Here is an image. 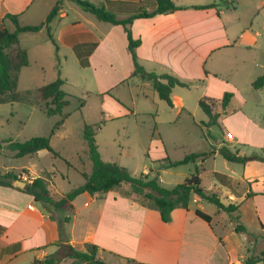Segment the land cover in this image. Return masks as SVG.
I'll use <instances>...</instances> for the list:
<instances>
[{"label": "rangeland", "instance_id": "374dc122", "mask_svg": "<svg viewBox=\"0 0 264 264\" xmlns=\"http://www.w3.org/2000/svg\"><path fill=\"white\" fill-rule=\"evenodd\" d=\"M55 1L16 0L9 3L8 12L16 14L20 25L38 24L45 19L52 5L56 4ZM61 1L67 2L65 9L68 12L66 17L59 20L61 24L73 21L74 18L81 19L83 16L96 19L82 9L81 17L69 8L71 6L69 3L76 5L75 2ZM212 1L219 8L227 7L224 22L239 21V26H250L259 32L256 49L248 53L262 64L255 70L253 80L263 75L264 0ZM145 2L151 4L149 0ZM137 5L138 3H132L130 11ZM95 21L98 23L96 32L101 36L112 26L109 22ZM4 22L3 26L6 28L10 30L15 28L12 20L7 19ZM51 32L55 38L54 31ZM113 33L114 43L108 46L110 55L102 61L99 59L95 64L86 66L81 64V61L79 63L71 47L58 45L57 41V44H54L48 36L47 28L44 27L38 32H21L19 46L27 50L29 64L18 72L17 90L28 93V97L32 99L36 88L60 77L64 80L62 89L66 93L68 103L62 113L56 115H47L32 102L0 104V139L24 141L32 137L49 136L53 149V151L43 149L31 155L14 157L9 149L3 148L0 152V172L11 171L18 175V179L29 182V177L21 170L28 168L34 176L44 177L49 195L58 200L63 194L82 184L83 174L91 171L92 161L86 140L83 138V130L85 125L98 124L99 128L95 129L94 136L102 160L116 162L128 168L135 176L150 169L157 170L160 185L167 188L183 182L195 172L196 167H199L202 168L201 186L205 190L216 193L226 204L231 202L227 194L230 191L234 192L239 205L236 211L239 214L238 223L244 225L250 232L259 234H248V241L238 247L237 252L243 251L247 256L264 255V231L261 229L262 225L264 227V87L255 89L250 79L244 78V73H239L237 84L240 96L233 93L227 110L223 111L218 107L220 115L217 122L208 125L209 117L198 104L201 97L199 99L196 97L201 89L199 82L192 81L189 86H175V91L183 94L188 104L187 110L181 111L180 108L170 107L151 85L144 84L138 75H130L132 65L130 58L128 60L126 56L128 53L126 36L119 28ZM241 97L246 100L245 103L241 102ZM63 116L65 117L62 125L51 134L54 124ZM233 123L242 127L244 138L241 141L226 138L227 132H236ZM221 146L247 157L258 155L263 160L251 159L259 161L260 164L249 166L246 170L248 179L244 175L245 163L224 159L219 153ZM210 149L215 152L204 160H198L201 164L190 161L168 168L160 166L161 159L166 156L177 160L189 153ZM12 182L15 183V180ZM250 189L258 193L255 197L246 198L243 193ZM114 191L126 194L129 191V184L123 183ZM134 198L137 199V196ZM197 199L202 202L204 212L214 215L212 225L218 229L216 205L204 198ZM82 203L83 199L79 200L80 206ZM34 204L39 209H48L53 218L55 216L61 218L62 214L72 217L74 214L73 210L63 207L53 205L45 207L40 200H35ZM190 204L192 207L196 205L193 201ZM222 213L226 219L231 220L229 213L225 211ZM75 221V233L80 235L86 218L77 216ZM62 224L61 219V227ZM69 225L64 224L63 231H69ZM234 233H237L235 237L243 236L236 231ZM62 235L64 233H61ZM254 241L257 243L254 244ZM79 246L76 244V248ZM247 247L250 249L247 250ZM98 256L110 264H130L118 255L108 253L102 255L99 252ZM60 264L84 263H75L66 257ZM256 264H264V260Z\"/></svg>", "mask_w": 264, "mask_h": 264}, {"label": "crops", "instance_id": "0c3cea01", "mask_svg": "<svg viewBox=\"0 0 264 264\" xmlns=\"http://www.w3.org/2000/svg\"><path fill=\"white\" fill-rule=\"evenodd\" d=\"M12 1L16 0H0V28L5 25L4 21L10 20L5 15L10 13L9 3ZM93 1L103 4L120 18L142 6L148 10L152 7V0H149L151 4H145V0ZM173 1L184 8L167 14L135 18L130 24L132 37L141 40L135 50L139 63L147 71L168 73L183 81L199 82L201 89L196 95L197 99L203 96L220 99L226 91L240 96L238 74L244 73V78L247 77L252 83L255 70L262 66L248 53L256 49L259 32L250 26H239V21L224 22L227 7L219 8L212 0ZM56 2H59V10L50 22L51 31H54L58 45L71 47L83 65H93L110 55L108 46L114 43L113 31L116 28L125 34L122 25L111 23L108 32L101 36L96 32L98 23L95 20L98 19L92 13L96 19L82 17V8L76 2V5L69 3V8L82 18L61 24L60 19L68 15L65 9L67 2ZM132 3L138 5L130 11ZM210 4L213 6L193 7ZM92 43L95 46L88 52ZM126 56L128 60L130 58L132 71L131 56L129 53ZM142 81L151 85L148 81ZM171 98L172 107L187 110L188 104L183 94L175 91V86ZM245 101L241 97V102ZM233 124L236 132H231L232 141H241L244 138L242 127ZM3 148H7L5 143ZM197 163L201 164L200 161ZM252 164L260 163L257 160L247 161L244 164L246 177V170ZM21 170L29 177V182H24L30 186L36 176L28 168ZM4 172L9 171L0 173ZM16 187L0 185V264H34V260L58 252V243H69L75 247L79 244L78 249H82L86 242L97 244L102 255L108 253L125 259L133 258L144 264H241V260L244 264L246 254L237 252V248L245 245L248 234H255L245 227L247 232H238L243 236L235 237L234 224L230 218L224 217L222 210L215 212L218 229L214 228V215L209 214L211 221L208 223L195 214V209L202 210V202L195 195L191 201L196 205L192 207L189 203L187 209H173L169 222L162 221L157 210L140 205L134 195L120 194L114 190L101 195L83 192L63 207L74 211L72 217L62 214L61 218H53L48 209L35 206L34 196L22 190L26 187ZM214 187L217 188L216 185ZM249 191L252 193L249 196L248 190L243 193L246 198L255 197L258 193L251 189ZM227 198L237 204L234 192L230 191ZM81 199L82 206L78 204ZM77 216L86 218L80 235L75 233ZM61 219L63 226L70 224L69 231H63ZM261 229L264 231L263 225ZM61 233L64 235L61 236ZM261 257L264 260V255Z\"/></svg>", "mask_w": 264, "mask_h": 264}, {"label": "trees", "instance_id": "16d2710c", "mask_svg": "<svg viewBox=\"0 0 264 264\" xmlns=\"http://www.w3.org/2000/svg\"><path fill=\"white\" fill-rule=\"evenodd\" d=\"M74 1L83 10L92 13L100 21L122 25L126 34L127 50L133 63V69L130 75H138L141 79L150 82L158 96L172 107V88L178 85L189 86L192 81H183L168 73L157 74L153 71H147L138 61L135 50L141 40L132 37L130 24L135 18L151 17L156 14H167L182 9L184 6L176 4L173 0H152V7L150 10L142 6L134 13L120 18L113 11L107 9L103 4H95L88 0ZM210 6L213 5L210 4L193 7L207 8ZM58 10L59 2H56L43 21L38 24L28 25H20L17 21L16 14L7 13L5 15V17L13 21L15 28L9 30L3 25L0 28V104L8 102H32L47 115L61 114L63 108L67 105L68 101L65 98L66 93L62 89L64 80L60 77L36 88L32 99L28 97V93H23L17 90L18 72L22 67L29 64L27 50L19 46V34L21 32H36L45 27L47 28L48 36L51 41L54 44H57L51 32L50 22L56 16ZM94 46L95 43L90 44L87 51L89 52L92 50ZM252 86L255 89L264 87V74L254 79L252 81ZM232 96V92L226 91L220 99L207 96H203L199 99V106L209 117L208 125L217 122L220 115V112L217 110L218 107H221L223 111L227 110ZM64 117L65 116L61 117L54 124L51 129V134H54V132L59 129L64 121ZM98 128V124L96 126H84L83 138L86 140L88 146L92 167L89 173L83 174L84 182L82 184L63 194L58 200H54L49 195L43 177L32 179L30 186L22 190L32 194L36 201H42L45 207H47V205L64 207L69 202L73 201L77 195L83 192L101 195L114 190L123 183H127L129 184V191L126 192V194L136 195L137 199H135L143 207L157 210L160 214L161 220L164 222H169L171 220V212L173 209L178 207L187 209L192 197L195 195L214 203L218 210L229 213L236 232H247L245 226L238 223L239 214H237L236 211L238 210L239 205L231 202L225 204L220 200L216 193L205 190L201 186L200 172L202 168L196 167L195 172L191 174L190 177L186 178L183 182L175 184L171 188L160 185L159 172L157 170L150 169L148 172H143L138 176H135L130 173L128 168L119 165L116 162H106L101 159L94 136L95 129ZM3 142L6 144L7 149L12 152V156L14 157L31 155L43 149L53 151L50 146L49 136L32 137L24 141L6 139L3 140ZM4 143H2L0 139V152ZM214 152L215 150L213 149L196 151L177 160H172L166 156L161 159L160 166L162 168H168L185 164L190 161H201L211 156ZM219 153L224 159L230 162L246 163L251 159L263 160V158L258 155L247 157L240 155L238 152H232L226 146H221L219 148ZM220 178L224 181L223 176L220 175ZM16 179H18V175L11 171L0 173V185L16 187L15 183L12 182V180ZM251 194V191H248V196ZM195 214L208 223L211 221V216L198 208L195 209ZM65 220H67V217ZM58 246V252L47 254L41 260H34V264H60L61 260L66 257L72 259L75 263L110 264L98 256L100 249L95 243L86 242L82 249H78L69 243H58ZM126 260L127 263L130 264H144L133 258H127ZM261 260V256L246 255L244 258V264H256Z\"/></svg>", "mask_w": 264, "mask_h": 264}, {"label": "water", "instance_id": "95a60500", "mask_svg": "<svg viewBox=\"0 0 264 264\" xmlns=\"http://www.w3.org/2000/svg\"><path fill=\"white\" fill-rule=\"evenodd\" d=\"M15 183H16V185H18L19 187H27V186H28V183H26V182H24V181H22V180H20V179L15 180Z\"/></svg>", "mask_w": 264, "mask_h": 264}, {"label": "built area", "instance_id": "2783aa9c", "mask_svg": "<svg viewBox=\"0 0 264 264\" xmlns=\"http://www.w3.org/2000/svg\"><path fill=\"white\" fill-rule=\"evenodd\" d=\"M226 138H227L228 140H233V135H232V133L227 132V133H226Z\"/></svg>", "mask_w": 264, "mask_h": 264}]
</instances>
